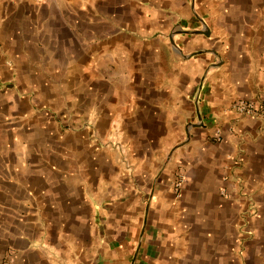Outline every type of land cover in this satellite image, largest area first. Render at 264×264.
Returning a JSON list of instances; mask_svg holds the SVG:
<instances>
[{
    "label": "crops",
    "instance_id": "0c3cea01",
    "mask_svg": "<svg viewBox=\"0 0 264 264\" xmlns=\"http://www.w3.org/2000/svg\"><path fill=\"white\" fill-rule=\"evenodd\" d=\"M239 99L264 101V0H0V264H264Z\"/></svg>",
    "mask_w": 264,
    "mask_h": 264
},
{
    "label": "rangeland",
    "instance_id": "374dc122",
    "mask_svg": "<svg viewBox=\"0 0 264 264\" xmlns=\"http://www.w3.org/2000/svg\"><path fill=\"white\" fill-rule=\"evenodd\" d=\"M226 180L227 186L223 187L224 196L229 199L232 198L236 203H243L245 207L240 215V223L238 228V237L239 239H241V243L237 246L235 250L237 257L247 258V246L245 244L248 242V240H250V238H252V232H248L246 228L248 227L250 221L253 218L259 216L258 204L254 198V195L247 189L246 181L242 176L234 172V168H231V171L228 174ZM10 181L16 183L15 175L13 178H10ZM228 184L231 186H229ZM232 186L234 187L232 188Z\"/></svg>",
    "mask_w": 264,
    "mask_h": 264
},
{
    "label": "built area",
    "instance_id": "2783aa9c",
    "mask_svg": "<svg viewBox=\"0 0 264 264\" xmlns=\"http://www.w3.org/2000/svg\"><path fill=\"white\" fill-rule=\"evenodd\" d=\"M231 111L238 116L250 117L264 122V101L262 99H239L233 103ZM213 135L216 141H221L223 139L222 130L220 128H216ZM185 182V175L182 172H178L172 183L175 197H182Z\"/></svg>",
    "mask_w": 264,
    "mask_h": 264
},
{
    "label": "water",
    "instance_id": "95a60500",
    "mask_svg": "<svg viewBox=\"0 0 264 264\" xmlns=\"http://www.w3.org/2000/svg\"><path fill=\"white\" fill-rule=\"evenodd\" d=\"M194 33H203L206 34L203 30H197V31H193Z\"/></svg>",
    "mask_w": 264,
    "mask_h": 264
}]
</instances>
